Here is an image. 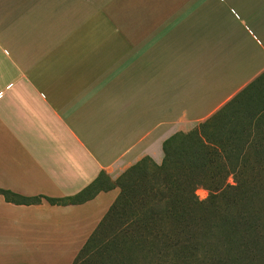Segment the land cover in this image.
<instances>
[{"label": "crops", "instance_id": "crops-1", "mask_svg": "<svg viewBox=\"0 0 264 264\" xmlns=\"http://www.w3.org/2000/svg\"><path fill=\"white\" fill-rule=\"evenodd\" d=\"M248 96L264 0H0V264H72L119 188L68 198Z\"/></svg>", "mask_w": 264, "mask_h": 264}, {"label": "trees", "instance_id": "trees-1", "mask_svg": "<svg viewBox=\"0 0 264 264\" xmlns=\"http://www.w3.org/2000/svg\"><path fill=\"white\" fill-rule=\"evenodd\" d=\"M263 131L264 98H234L166 138L160 163L143 156L113 182L100 172L68 199L119 193L72 264H264Z\"/></svg>", "mask_w": 264, "mask_h": 264}, {"label": "rangeland", "instance_id": "rangeland-1", "mask_svg": "<svg viewBox=\"0 0 264 264\" xmlns=\"http://www.w3.org/2000/svg\"><path fill=\"white\" fill-rule=\"evenodd\" d=\"M258 139L261 143V145L264 147V131L262 133H260V135H258ZM229 182H231V178L228 179ZM195 194L197 195V197L199 199H202L203 197H206L208 195V191L207 190H203V189H198L195 191Z\"/></svg>", "mask_w": 264, "mask_h": 264}, {"label": "built area", "instance_id": "built-area-1", "mask_svg": "<svg viewBox=\"0 0 264 264\" xmlns=\"http://www.w3.org/2000/svg\"><path fill=\"white\" fill-rule=\"evenodd\" d=\"M198 189H203V188H197L196 190H198ZM204 190V189H203ZM205 197H203L202 199H204Z\"/></svg>", "mask_w": 264, "mask_h": 264}]
</instances>
